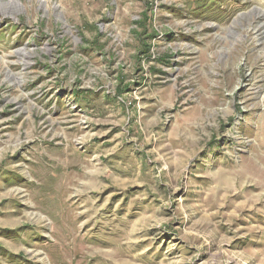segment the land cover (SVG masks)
Wrapping results in <instances>:
<instances>
[{
	"label": "rangeland",
	"instance_id": "obj_1",
	"mask_svg": "<svg viewBox=\"0 0 264 264\" xmlns=\"http://www.w3.org/2000/svg\"><path fill=\"white\" fill-rule=\"evenodd\" d=\"M0 264H264V0H0Z\"/></svg>",
	"mask_w": 264,
	"mask_h": 264
},
{
	"label": "bare ground",
	"instance_id": "obj_2",
	"mask_svg": "<svg viewBox=\"0 0 264 264\" xmlns=\"http://www.w3.org/2000/svg\"><path fill=\"white\" fill-rule=\"evenodd\" d=\"M16 54L18 56H20L21 59H23L24 57H26V54L23 51H18Z\"/></svg>",
	"mask_w": 264,
	"mask_h": 264
}]
</instances>
